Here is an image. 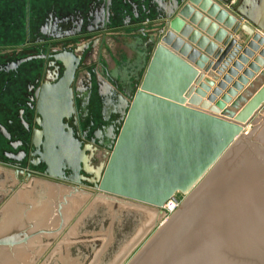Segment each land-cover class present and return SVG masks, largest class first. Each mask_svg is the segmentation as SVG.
Listing matches in <instances>:
<instances>
[{"label":"water","instance_id":"95a60500","mask_svg":"<svg viewBox=\"0 0 264 264\" xmlns=\"http://www.w3.org/2000/svg\"><path fill=\"white\" fill-rule=\"evenodd\" d=\"M105 2L96 17L103 29L112 27V3ZM191 6L230 33L218 32L217 25ZM184 19L222 47L203 38ZM155 22L147 29L131 28L132 34L141 33L148 39L145 47L150 59L98 182L82 181L77 173L82 158L75 176L65 175V170L71 169L69 142L62 143L65 126H59L60 132L54 130L51 111L44 109L48 99L70 100L72 105L70 85L76 66L66 72L57 90L43 88L37 94L44 141L42 153L38 149L33 155H38L45 167L42 180L57 187L63 184L70 190L69 196L105 198L152 209L159 215L176 200V194L192 191L129 264H264V69L252 82L247 81L253 77L246 71L249 78L240 82L248 87L240 95L231 90L213 105L225 87L221 84L207 99L231 64L225 83L249 63L253 50L264 46V36L215 0H171L167 14ZM239 31L249 37L244 45L234 38ZM66 56L78 63L81 60L73 52L53 55L61 60ZM261 57L264 59V51ZM34 58L45 57L31 56L12 68ZM256 62L264 67L261 58ZM250 69L257 70L255 65ZM232 97L236 100L227 106ZM70 117V113L66 115V119ZM250 124L252 130L243 134ZM71 131L83 154L72 128L66 133ZM39 145L38 141L37 148ZM0 171L9 172L3 165ZM47 233L53 232L41 234ZM27 242L26 238L17 245ZM15 245L0 242V247L13 249ZM130 254L117 264H124Z\"/></svg>","mask_w":264,"mask_h":264},{"label":"rangeland","instance_id":"374dc122","mask_svg":"<svg viewBox=\"0 0 264 264\" xmlns=\"http://www.w3.org/2000/svg\"><path fill=\"white\" fill-rule=\"evenodd\" d=\"M103 2L104 0L93 1V7L90 9L87 4L85 21L89 20L87 17L90 12H93V16L97 17L103 7ZM74 6L71 4V0H0V71L3 70L5 64L14 63L32 54L40 53L39 43L43 38L41 29L48 16H53L55 21L60 17L61 20H57V22L64 21L69 24L71 21L68 22L67 17L77 18L78 16L74 11L76 10ZM14 21L17 22L15 23L16 31L12 26ZM131 27L139 29L142 25L133 23ZM122 28H125L124 24L114 22L111 28L96 32L94 36L80 35L76 43L66 42L67 47H74L76 56L81 59V68L77 73L74 91L76 97L81 98L77 103V115L73 120H66V115L71 114L73 110L70 100L48 99L44 103L45 110L52 113H50V123L51 126H54V130L60 132L62 130L59 126L62 123L65 126L62 143L64 140V143L69 142L67 155L71 168L65 170V175L75 176L78 163L82 158L81 169L77 173L83 182L90 184L98 182L101 177L125 113L140 85L141 76L150 59V55H146V47L142 51L140 46L136 48L135 44L133 47L137 53L134 54L133 59L129 60L123 54L125 35L130 34L134 37L140 33L132 34L133 29L124 30ZM147 28L146 26L145 29ZM146 32L150 33L151 31L146 30ZM109 37H111L112 45L108 41ZM147 41L148 39L145 40V46H147ZM58 45H55L54 49H59ZM142 52L143 55H141ZM64 60L71 61L70 58ZM66 72L67 70L63 75ZM91 85L94 89H92V99L95 100L92 101V104L96 103L95 112H97L94 120L88 118L87 121H83L85 103L82 97H88ZM105 108L111 109L112 113L109 118H105L109 111H106ZM252 127H254L253 124L247 126L243 134L248 135ZM68 128L74 129L75 135L81 143L83 154L75 146L73 132L66 133ZM37 134L40 136L39 144H41V132L39 131ZM107 134L112 136L110 142H107ZM10 150L6 144L2 147L3 153L0 154V161L7 163L13 160ZM23 171L21 178L28 174L26 170ZM5 181L4 173H0V186ZM31 184L23 190L25 195L33 200L48 201L51 204L47 207L48 212L53 218H61L57 200L66 196L68 203L64 204L62 208L65 218H69L70 221L66 223L68 227L66 225L62 228L60 222H57L58 220L53 222L55 228L51 227V229L56 232L41 235V243L36 242L34 253L29 256L26 263L21 264H117L127 252H131L124 263L129 264L192 192L187 195L176 194V200L173 201L174 203H170L173 207L170 208L168 203L163 208L162 215H159L152 209L111 202L105 198L97 197L92 200L90 196L81 194L69 196L70 190L65 186ZM58 224L60 225L58 226Z\"/></svg>","mask_w":264,"mask_h":264},{"label":"crops","instance_id":"0c3cea01","mask_svg":"<svg viewBox=\"0 0 264 264\" xmlns=\"http://www.w3.org/2000/svg\"><path fill=\"white\" fill-rule=\"evenodd\" d=\"M93 1L95 0H71V4L73 6L75 5L74 7L76 10L74 11L77 12V20H79L81 24H83L85 21L84 16H86L85 8L87 4H89L87 7L90 9L93 7ZM170 1L171 0H111V22L112 24L114 22L116 24L119 22L124 24L125 28H122L124 30L131 29V25L133 23H141V28H146V26L149 27L152 23H156L155 20L167 14ZM215 1L220 2L221 7L229 14L236 17L238 21L248 24L264 36V0ZM191 8L194 9V11L199 12L204 18H208L212 24L217 25L218 32L223 30L227 33H230V30L226 29L223 24H218L215 19L210 18L207 13L199 10L195 6H191ZM87 18H89L87 22H93L95 18V16H93V12H90ZM184 20L187 25L192 26L194 30L199 31L203 38H206L208 41L215 43L219 47H222V45L218 43L214 37L208 36L205 32L198 30L196 26L190 24L188 20ZM129 35L126 34L124 37L125 50L123 49L122 51L123 54L126 55L129 60H131L133 59L134 54L137 53L134 50L135 47H133V44H135L136 48L137 46H140L139 48L143 51L145 47V39L141 33L134 37ZM109 38L110 39H108V41L110 42V45H112L111 37ZM234 38H236L239 44L242 45H244L249 39V37L242 31H239L234 36ZM244 48H246V45ZM262 51H264V46H261L258 51L253 50V55L250 58L249 63L243 65L242 69L239 70L235 76H232V78L230 77L231 80L229 83H225L224 79L229 77L228 71L232 68L231 64L228 70L223 74V76H221L220 80L216 82L215 86L208 94L207 99L213 96L214 92L219 89L221 84H223L225 87L219 90L220 95L215 98L213 105H216L218 102H220L224 96L229 94L231 90H233L237 96L240 95L248 87V84H242L240 82L241 78H249L245 75L246 71H248L253 77L247 81L252 82L253 79H255L264 69V67L256 62L258 58H261L264 61V59L261 57ZM141 55H143V52ZM236 61L237 60H235V62ZM251 65H255L257 70L250 69ZM236 97H232L231 102L227 104V106L234 102ZM105 110L109 111L108 115L104 114L107 117H104L109 118L110 114L112 113L111 109L105 108ZM8 139V131L5 125L0 123V142L4 143L3 146H5V144L9 146L7 143ZM0 165H3L2 161L0 162ZM8 171L9 172L0 171V173H4L6 180L5 183L0 186V242H13L16 243V245L13 249H10L6 246L0 247V264H21L26 263L29 256L34 253V249L37 246L36 242L42 241V232H56L54 229H51V227L55 228L53 222L58 220L57 222H60L61 224H58V226L60 225L62 228V226L65 227L67 225L66 223L70 221L69 218H65L62 208V206L67 204L68 201L64 200L66 197L64 194V197L57 200L59 210L61 206V218H53L48 212L49 210L47 207L51 205L48 201L33 200L28 198L25 195V191H23L28 186H31V183H38L39 185L44 186H48L50 183L40 179H32L30 178L29 174H27L26 177L21 178V176H23L21 173L23 171L22 169L8 168ZM50 185L57 187V185ZM51 222L52 224H49ZM26 238L28 240L26 244L17 245V243H22V241H24Z\"/></svg>","mask_w":264,"mask_h":264},{"label":"flooded vegetation","instance_id":"af4514ba","mask_svg":"<svg viewBox=\"0 0 264 264\" xmlns=\"http://www.w3.org/2000/svg\"><path fill=\"white\" fill-rule=\"evenodd\" d=\"M67 18L68 22L71 21L69 24L64 21L59 23L57 20L60 21V17H58L55 21V18L49 15L47 21L43 25L41 29V35L43 38L39 43L41 47L40 53L32 54L28 57L44 56L45 58L29 59L19 66L12 68L13 64L20 60H24L20 59L17 62L5 64L3 66V70L0 71V123L5 125L8 131L9 139L7 140V143L11 149V159H13L11 162L2 163L3 166H6L9 169H23L28 171V174L32 179L42 180V178H45L41 174L45 169L44 165L41 164L42 160L38 155H33L38 149L42 153V144H40L39 148H37L39 139L36 140L37 138H40L37 132L42 131L40 127L42 117L37 111V94L42 91L43 88L53 89V91L57 90L56 86L61 83L64 77V71H68L76 66L75 79L70 85L73 91L71 103L73 112L70 114L71 120H73V118L77 115V103L79 102V98H81L78 96L76 97L74 93L76 88L77 73L81 68V60H79L78 63L74 57H63L64 59L70 58L71 61L68 62L61 60L60 58L53 57V55L63 52H73L75 57H77L74 47H67L68 44L66 42L71 41V43L73 42L74 44L79 40L80 35L94 36L96 32L105 31L108 28L106 25L103 29V24L101 21L97 22L96 17L93 22L90 23L84 21L83 24H81L77 18H73L72 16ZM62 19H64V17H62ZM15 23L17 22L14 21L12 23L14 31H16ZM26 29L27 31L29 30L28 27ZM55 45L60 46V48L54 49ZM90 88L88 97H82L85 103V106L83 105L85 109L83 121H87L88 118H93L94 120V116L97 112H95L96 103L92 104V101H95L92 99V85ZM82 96H85V94H82ZM66 120H69V118ZM72 130L74 131L73 128ZM106 137L107 142H110L112 136L107 134ZM43 141L44 136H42L41 139V142ZM3 144V142H0L1 155L3 153ZM57 183L62 184L65 182L58 181ZM61 186H63V184Z\"/></svg>","mask_w":264,"mask_h":264},{"label":"bare ground","instance_id":"6f19581e","mask_svg":"<svg viewBox=\"0 0 264 264\" xmlns=\"http://www.w3.org/2000/svg\"><path fill=\"white\" fill-rule=\"evenodd\" d=\"M91 198H92V197H91ZM66 199H67V197H66ZM94 199H95V198H94ZM169 207L172 208L173 206H172L171 204H169Z\"/></svg>","mask_w":264,"mask_h":264},{"label":"built area","instance_id":"2783aa9c","mask_svg":"<svg viewBox=\"0 0 264 264\" xmlns=\"http://www.w3.org/2000/svg\"><path fill=\"white\" fill-rule=\"evenodd\" d=\"M170 203H174V202H173V201H170L169 204H170ZM166 209H167V208H166Z\"/></svg>","mask_w":264,"mask_h":264}]
</instances>
